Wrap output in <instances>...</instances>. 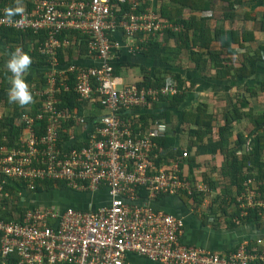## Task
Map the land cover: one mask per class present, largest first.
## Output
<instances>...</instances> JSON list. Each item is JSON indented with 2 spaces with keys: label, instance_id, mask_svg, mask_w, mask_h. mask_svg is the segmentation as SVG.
I'll list each match as a JSON object with an SVG mask.
<instances>
[{
  "label": "built area",
  "instance_id": "obj_1",
  "mask_svg": "<svg viewBox=\"0 0 264 264\" xmlns=\"http://www.w3.org/2000/svg\"><path fill=\"white\" fill-rule=\"evenodd\" d=\"M0 25L49 33L39 47L49 62L46 86L37 91L41 110L23 113L26 129L19 146H0V264H133L130 253L162 264H264V237L256 240V248L244 241L230 252L187 245L181 241L184 218L152 204L161 194L193 193V183L180 174L178 160L172 167L155 161L161 153L155 138L167 134L168 124L156 122L147 133L136 131L133 117L124 113L174 95L181 86L174 77L158 87L124 84L114 72L115 59L122 50H147L163 34L184 30L183 23L163 16L157 0H36L33 9L0 17ZM74 30L88 35L87 55L94 64L74 61L64 69L60 50L74 41L61 34ZM72 89L89 105L98 107L100 99L106 106L90 125L77 108L60 107L59 94ZM63 122L78 129L82 146L67 149L59 144ZM188 155L185 149L182 156ZM48 180L63 181L79 192L107 189L109 201L88 208L24 202L25 191L36 192ZM7 186L22 194L19 203L27 209L21 219L3 214L12 198ZM142 186L150 193L144 199L138 194ZM262 186L264 179L245 180L237 196V221L252 210L264 221ZM197 189L211 191L203 183Z\"/></svg>",
  "mask_w": 264,
  "mask_h": 264
},
{
  "label": "trees",
  "instance_id": "obj_2",
  "mask_svg": "<svg viewBox=\"0 0 264 264\" xmlns=\"http://www.w3.org/2000/svg\"><path fill=\"white\" fill-rule=\"evenodd\" d=\"M260 1L264 2V0ZM212 2L210 0L160 1V13L165 17L183 23L185 29L178 32L169 31L163 34L160 39L153 40L148 44V49L145 50L144 53L147 56L150 55L154 57L161 54L162 58L167 61L170 67L159 68V73L157 74H153L145 69L143 70V77L138 79L135 83L139 86L158 87L164 85L168 77H174L179 81L180 86H182V73L178 70H173L172 65L178 64V62H180V67L186 65V63L181 61V56L185 51L195 63L193 69H198V71H201L204 75L216 79L224 80L230 76L235 77L234 70L237 68L240 69L237 73L242 74L244 77H249L250 74L254 72L256 62L264 58V44L258 47L254 55L246 52V59L252 66H247V64L244 63L241 69L240 66L236 64L238 59L230 56V54H235L237 52V49L233 46L234 43H238L245 47L247 46L244 41H239L238 37H240V32L236 29V26L228 31V38H220V31L222 29H213L210 26L209 16L201 17V15H199L202 10L211 7L213 5ZM222 2H225L222 12L223 18L230 21L235 20L237 15L235 10L239 0H223ZM17 5L22 8V11L10 16H18L23 11L35 7V3H33L32 0H0V17L9 15L6 9L15 8ZM259 27L264 31V11L259 18ZM247 33L248 31L244 30V37H246ZM48 34L47 30L35 31L34 29H28L23 31L14 27L0 25V39L6 42L13 51L17 48L16 46L26 51L32 58L31 65H35L34 70L37 68L40 71L39 73L34 71L31 76V79H33L28 83L33 100L29 104L23 106L16 103H9L7 90L10 87L12 74L5 66L9 55L0 52V94L6 93V96L0 104V146H19L20 136L26 129V124L22 119L23 113L34 115L38 114L41 110L42 100L37 94V91L46 86L49 62L46 53L40 51L39 47L46 40ZM66 36L74 41L71 45V47L74 45L70 50L71 54H75V52H81L84 53V55L88 54L89 38L87 34L75 30L66 31L61 34V38ZM218 39L221 40V45L226 47L225 49L220 50L212 47L214 41ZM172 40H174V43L171 42ZM194 47H197V49L199 48V50ZM63 50V48L60 50V62L65 63L67 59L62 54ZM242 61H244V59ZM135 65L136 63L132 61L116 62L114 72L117 75L123 73V71L128 72V68ZM25 74L24 79L26 77ZM35 74L38 75L35 77ZM73 83L74 80H71V86H73ZM192 86H194L193 83ZM192 91L193 90L184 89L174 95L160 96L157 100L150 101L147 107L144 108L147 111L138 113V115L134 117L132 113L133 110H129L128 112L124 111V115L126 118L133 117L136 131L141 129L147 133L149 126L156 122L164 121L168 123L173 113L168 108H170L171 105L175 106V116L180 117L179 119L183 122L182 125L184 129L188 131V136H190L188 144L189 156L186 157V160L191 163V167H194L199 166L200 156L206 155L207 153H222L225 162L222 164L223 166L220 172L224 176V179L228 178L230 181V185L227 184L230 196H227L228 198H233L234 201L245 180L253 177L258 180L264 179V113L256 116L250 106V98L254 97L257 91L249 87L245 93L242 91L233 93V104L231 103L232 107L230 108L229 99L227 100L226 106H218V101L216 102V100L221 96L217 94L209 95L204 100L197 99L190 108L182 107L186 104ZM59 96L61 99V108L65 107L69 110L77 108L80 114L85 115L89 125L91 121L95 119L96 115H93L94 112L92 113L90 111L89 103L79 99L75 90L64 91L60 93ZM223 98H225V96H223ZM210 101L215 102L214 108L210 105L213 102ZM98 105V111H102L106 107L100 99ZM160 106L164 107L161 112L152 111ZM139 109L141 108L138 107L137 111ZM71 124L72 123L69 122H63V126L60 128L59 133L60 137L58 142L63 148L66 147L67 149L83 145V142L78 139L81 137L78 133V129H73V127L71 129ZM44 130L45 123L42 122V124L39 125V134H43ZM71 130L73 133L76 132V137L72 136ZM176 133L177 128H175V131L171 130V133L168 130L164 137L155 138L159 143V151L161 153L163 151V153L159 154L155 159L158 165L161 164L160 160H162V158L168 156L175 157L177 154H181L187 149L175 147ZM250 141L251 149L247 150ZM168 148H170L169 151H167ZM241 150L242 152H240ZM166 153L168 154L166 155ZM60 184L67 186L63 181H61ZM209 184L215 189L221 185L216 179L209 181ZM56 185L59 184L52 180L44 181L38 185L37 191L44 189L50 190ZM233 187L237 188V194L231 191L230 188ZM6 188L11 192L12 198L9 199L10 204L3 214L8 218L21 219L20 215L27 209L26 205L19 203V200H22V194L20 190L15 187L7 186ZM262 191L264 192V186H262ZM138 194L140 199H144L149 197L150 193L145 186H142L138 189ZM202 195H204V192L200 191L195 192L193 195L186 196L194 197L196 200H199V197H203ZM218 196L220 197V193L216 195V199ZM227 201L229 200L227 199ZM225 209L223 210L227 212V214L232 215L233 222H237L236 216L240 214V209L233 210V212L227 208ZM251 216L260 219L256 210H252L248 217ZM256 243L257 242L253 243L252 247L256 248Z\"/></svg>",
  "mask_w": 264,
  "mask_h": 264
},
{
  "label": "crops",
  "instance_id": "obj_3",
  "mask_svg": "<svg viewBox=\"0 0 264 264\" xmlns=\"http://www.w3.org/2000/svg\"><path fill=\"white\" fill-rule=\"evenodd\" d=\"M32 1L35 3L36 0ZM160 1L161 0H157V3H160ZM210 1L212 2V0ZM222 1L223 0H213V5L202 10L199 15H201V17L209 16L210 26L213 29H222L220 31V38H228V31L236 26V29L240 32V37H238L239 41H244L247 46L245 47L238 43H234L233 46L237 49V52L235 54H230V56L238 59V63L236 62V64L239 65L240 68L244 63H246L247 66H252L246 59L247 56H245V54L248 52L254 55L258 47H260L261 44H264V31L259 27V18L264 11V2H261L260 0H239L235 10L237 14L235 20L230 21L223 18L222 12L225 2ZM244 30L248 31L246 37L243 35ZM171 42L174 43V40ZM72 47H74V45ZM72 47L66 48L62 51V54L67 59L65 60V63L60 62L62 68L65 69L74 61L75 63L83 65L94 64L92 59L88 55H84V53L75 52V54H71L70 50ZM212 47L220 50L226 48L221 45L220 39L215 40ZM195 49H197V47ZM197 50H199V48ZM12 51L13 49L0 39V52L10 55ZM243 59L244 61H242ZM123 61H132L136 63L135 66L128 68V72L123 71V73L118 74L119 80L124 84L138 81V79L143 77V70L145 69L153 74H157L159 73V68L170 67L167 61L162 58L161 54H158V56L155 57L150 55L147 56L144 51L132 54L126 50H122L120 56L115 59V63ZM181 61L186 63L184 67H180V62H178V64H175L174 66L172 65V69L176 71L178 70L182 73L181 80L183 82L181 90L189 89L194 92L192 94L193 96L191 95L186 104L182 107L190 108L197 99L204 100L209 95L217 94L221 96L216 100V102L218 101V106H226L227 100L229 99L230 108L233 104V93L237 91L245 93L247 92V89L251 87L254 91H257L256 95L250 98L252 111L255 112L256 116L264 113V58L256 62L255 70L249 77H244L242 74H238L237 72H239L240 69L237 68L234 70L235 77L230 76L224 80L204 75L201 71H198V69H193L195 63L190 59L189 54L186 51L181 56ZM34 66L35 65L32 64L25 74V80L27 83L33 79H31V76L34 71L38 73L40 72L37 68L34 70ZM37 75L38 74H35V77ZM192 83L194 86H192ZM5 96L6 93L0 94V104ZM223 96H225V98H223ZM210 102H213L210 105L214 108L215 102ZM89 109H91L90 111L92 113L94 112L93 115L101 113V111H98V107L93 105H89ZM163 109L164 107L160 106L152 111L161 112ZM168 109L173 112L167 123L170 133L171 130L175 131V128H177L175 147L187 148L188 150V144L190 141L188 131L184 129V126L182 125L183 122L179 119L180 117L175 116V106L171 105ZM134 111L132 112L133 114L135 113ZM145 111L147 110L141 108L136 111V113H142ZM169 150L170 148H168L167 151ZM167 154L168 153H166V155ZM175 160L179 161L180 174L187 177L193 183L194 191L193 193L183 191L178 194L167 193L159 195V198L157 197L153 201V204L157 209H162L168 213L184 218L185 228L181 237L182 242L187 245H195L220 252H230L237 249L244 241H249L250 244H253L257 239L264 237V221L257 219L255 216H245L242 217L244 219L240 217V221L236 220L237 222L234 223L232 215L227 214V212L223 210L225 208L232 212L236 209L239 210L237 196L243 189L244 183L238 194L236 193L238 191L237 188H230L231 191L237 194L236 200L234 199L233 201V198H228L227 195L230 193L228 185H230V181L228 178L224 179V176L220 172V169L223 166L222 164L225 162L222 153H207L206 155L200 156L199 166L194 167H191V163L186 160V157H183L182 153H179L175 157L168 156L162 158V160H160V166L172 167ZM214 179L221 183L220 187L216 189L209 184V181ZM200 183L207 185L211 188V191L209 193L204 192V195H202L203 197H199V200H196L194 197L186 196L193 195L195 192H200L197 189V185ZM58 184L59 185H56L50 190L44 189L36 192L25 191L23 194V200L29 205L48 204L59 208L97 207L109 201V193L107 189H100L95 192H79L66 185H61L60 182ZM218 193H220V197L218 196L216 199ZM227 199L229 201H227ZM236 217H239V214H237ZM128 259L133 264H162L136 253H130Z\"/></svg>",
  "mask_w": 264,
  "mask_h": 264
},
{
  "label": "clouds",
  "instance_id": "obj_4",
  "mask_svg": "<svg viewBox=\"0 0 264 264\" xmlns=\"http://www.w3.org/2000/svg\"><path fill=\"white\" fill-rule=\"evenodd\" d=\"M20 11H22V8L19 5L15 8L6 9L9 15L19 13ZM31 63V56L22 48L17 47L10 53L5 64L7 70L12 74L10 87L7 90L9 103H16L23 106L33 100L29 85L24 79V74L29 70Z\"/></svg>",
  "mask_w": 264,
  "mask_h": 264
},
{
  "label": "rangeland",
  "instance_id": "obj_5",
  "mask_svg": "<svg viewBox=\"0 0 264 264\" xmlns=\"http://www.w3.org/2000/svg\"><path fill=\"white\" fill-rule=\"evenodd\" d=\"M193 93H194V92L192 91L191 95H192ZM192 96H193V95H192ZM250 128H251V126H250ZM249 149H251V141H250L249 144H248V148H247V150H249ZM240 152H242V150H241Z\"/></svg>",
  "mask_w": 264,
  "mask_h": 264
},
{
  "label": "water",
  "instance_id": "obj_6",
  "mask_svg": "<svg viewBox=\"0 0 264 264\" xmlns=\"http://www.w3.org/2000/svg\"><path fill=\"white\" fill-rule=\"evenodd\" d=\"M152 204H153V201H152ZM154 205V204H153Z\"/></svg>",
  "mask_w": 264,
  "mask_h": 264
}]
</instances>
